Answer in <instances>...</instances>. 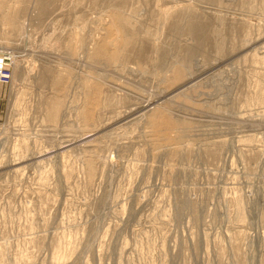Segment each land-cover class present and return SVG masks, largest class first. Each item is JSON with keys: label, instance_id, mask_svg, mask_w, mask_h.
Segmentation results:
<instances>
[{"label": "rangeland", "instance_id": "374dc122", "mask_svg": "<svg viewBox=\"0 0 264 264\" xmlns=\"http://www.w3.org/2000/svg\"><path fill=\"white\" fill-rule=\"evenodd\" d=\"M0 264H264V0H0Z\"/></svg>", "mask_w": 264, "mask_h": 264}, {"label": "built area", "instance_id": "2783aa9c", "mask_svg": "<svg viewBox=\"0 0 264 264\" xmlns=\"http://www.w3.org/2000/svg\"><path fill=\"white\" fill-rule=\"evenodd\" d=\"M12 66L9 57L4 53H0V83L10 84L12 79Z\"/></svg>", "mask_w": 264, "mask_h": 264}]
</instances>
